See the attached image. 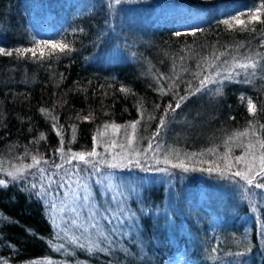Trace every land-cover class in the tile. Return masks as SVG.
<instances>
[{
  "label": "trees",
  "instance_id": "16d2710c",
  "mask_svg": "<svg viewBox=\"0 0 264 264\" xmlns=\"http://www.w3.org/2000/svg\"><path fill=\"white\" fill-rule=\"evenodd\" d=\"M110 2L0 0V47L36 52L0 55V162L9 155L28 165L35 155L47 161L42 168L48 175L79 169L78 159L68 164L61 158V138L65 156L87 154L106 129H130L138 121L137 136L211 166L201 175L175 169L160 183L147 178L162 166L100 167L114 173L115 190L93 188L92 209L118 219L102 220L104 233L95 245L104 251L92 253L59 232L48 199L33 194L40 189L37 168L17 180L0 172L8 184L0 186V264H264V189L232 176L244 148L239 155L226 149L238 133L264 139V9L259 20L250 11L261 0H124L114 9ZM164 7L184 17L178 23L151 20ZM240 13L243 24L223 23ZM44 24L52 31L45 33ZM33 40L64 41L72 50ZM248 57L259 64L245 77L235 65ZM229 70L233 81L225 79ZM209 75L223 83H208L192 95ZM181 96L187 99L176 108ZM248 98L255 114L248 112ZM215 168L222 174L214 175ZM213 176L242 187L241 195L212 188L206 182ZM61 243L65 247L55 250Z\"/></svg>",
  "mask_w": 264,
  "mask_h": 264
},
{
  "label": "rangeland",
  "instance_id": "374dc122",
  "mask_svg": "<svg viewBox=\"0 0 264 264\" xmlns=\"http://www.w3.org/2000/svg\"><path fill=\"white\" fill-rule=\"evenodd\" d=\"M50 17L54 18L55 16L51 14ZM182 17H184V14L180 11H177L176 9H166L164 7L154 12L152 14L151 20H153L155 23H161L165 20H174L176 23H178ZM51 25L52 24L43 25L44 30L47 31L45 33L52 31L53 26L51 27ZM200 114L196 115L194 118H201L202 115ZM144 135L145 134H143V136H137L136 134L133 135V129L131 126L130 129L118 127L106 129L102 132L95 145V151L98 153V155L96 157H86V159L91 161H100V163L96 166L98 169L100 167H109V164L117 165L115 168H121L125 165H137L139 167H146L147 170L150 169L149 167L162 166L161 168H166L165 170H168L169 172L160 170L156 172L155 175H150L149 178H147L148 182L154 180L157 181V183L164 182L165 180L167 182V176L171 178L176 170H179L184 176L188 175L187 171L184 173L181 168L172 167L173 164L183 163L184 167L190 171L189 174L196 173L200 175L201 171H206L209 169L208 167L211 166L208 161H205L204 163L197 158H193L192 154H181L174 151L173 149L168 152V147H165L162 141L159 140L158 142L154 143L153 138H146ZM256 142L257 140L255 138H251L250 135L236 136L226 142V149L227 151L233 150L236 155H239L240 152L237 150L238 148L243 147L244 153L242 155H244L247 150V145L250 143L256 144ZM149 144H151V148H149ZM256 151L257 153L260 151L258 145ZM247 158L250 159V157ZM166 159L167 163H165ZM105 161L107 163H105ZM136 161H139V163ZM32 163L33 161L30 160L29 164ZM44 164L45 163L42 161L40 167H43ZM74 164H78L82 168L85 166V164L79 160H77ZM21 165H25L23 160L18 158L15 159L9 155H5V159L0 162V169H2L0 172L6 173L7 171H15V169L20 168ZM226 165L228 164L226 163ZM240 168H244L243 163L238 164V169ZM211 171L214 173V175L222 174L221 171H217V168L212 169ZM36 173V179L39 184L41 185V183H43L45 186H47L49 177L59 182L60 178L64 176L65 172L59 173L58 175H48L45 172L43 176L40 174V172ZM141 180L144 181L145 179L143 178ZM209 180L210 181L206 182L208 185L212 186V188L223 190L225 194L226 191H235L236 195L239 196L243 191L242 187L240 189V186L234 184L233 181L230 180L221 181L216 176L210 177ZM70 181L72 182V188L70 189L65 188L60 190L57 188L56 184L52 185V188L55 191H60L62 193L61 195H56L54 191L47 197H44V199H48V203L49 201L54 200L57 205L56 208L51 209L48 206L49 217L59 232L68 233L76 238L80 243H83L87 246L98 244L99 238L102 237V234L104 233L102 228V220L106 222L109 221L113 214L99 215L96 213L93 215V211L96 212V210L92 209V189L96 187L101 194H104L105 191L115 190L116 177L111 171L99 169L97 172L93 168H90L84 173V170L80 172L77 169L75 174L71 176ZM139 182H141L140 179ZM84 185L87 187L84 188ZM77 188H79L81 196V199L78 201L74 199L73 195ZM85 195L88 196V200L86 202L83 200V196ZM205 195L206 194L203 191L200 192L198 197L203 199ZM66 205L67 207H65ZM72 207L76 208V212L71 211ZM74 220L76 221L75 226L72 223ZM76 225H79V228H77ZM93 225L95 226L93 227Z\"/></svg>",
  "mask_w": 264,
  "mask_h": 264
},
{
  "label": "snow or ice",
  "instance_id": "6c2138e0",
  "mask_svg": "<svg viewBox=\"0 0 264 264\" xmlns=\"http://www.w3.org/2000/svg\"><path fill=\"white\" fill-rule=\"evenodd\" d=\"M123 2H124V0H111L108 7L110 9H114V7L116 5H120ZM261 9H264V0H261L259 7H257L255 4H253L252 8L250 9V11L252 12V19L259 20V15H257V13H259ZM241 15H244V13H240V15H233L231 17V19L223 20V23L229 27L232 26V21H236L240 24H243L244 21L240 19ZM178 35H179V33H178ZM33 44L35 46H43L45 48L58 49L61 52H63L65 49H67L68 51L72 50L70 48V46L64 41L49 42V41L33 40ZM29 52H31L33 57H35V55H36L35 47L16 48L14 50H6L5 48L0 47V55L12 56L15 53L17 58H20L21 56H23ZM41 55H43V53ZM258 64H259L258 61H254L252 57H248V58H246V60L244 62H239L238 64H236L235 67H239L240 69H243L245 71V77H247V75H248L247 70L249 68L253 69V74H254V71L257 68ZM196 75H197V77L200 76L199 73H197ZM219 75H220V73L217 72L216 76H219ZM236 75H239V73H236ZM225 79L229 80V81L234 80V76H233V73L231 72V70H229L228 75L225 76ZM208 83H221L222 84L223 81L222 80L217 81L215 79V77H212L211 75L206 76L200 80L201 87L196 88L191 94L195 95L197 92L202 91L203 87L206 86ZM121 91H125V89L122 88ZM216 91L218 94H222L221 89L218 88ZM186 99H187V97L181 96L180 99L177 101L175 107L179 108L181 106V102L186 100ZM240 99H241V101H244L246 98L241 96ZM168 107L173 112L175 111V109L172 108L171 105H169ZM247 107H248L249 113L255 114L256 105L253 103L252 99H250V98L247 99ZM41 111L44 112L45 109H41ZM164 115L166 117L168 115V113L165 112ZM136 123H138V121ZM136 123L131 124V128L133 129V135L135 134ZM164 126H165V120L162 118L160 120V127L162 128ZM53 127L56 128L55 123L53 124ZM114 127H117V126H114ZM262 127H264V126H262ZM247 134H248L247 132H242V133H238L235 135L246 136ZM57 135H60L59 131H57ZM155 135H159V131H157V133ZM40 139L42 140V139H44V137L41 136ZM60 143H61V148L58 149L57 151H59L62 154L61 158L65 160V163L71 164L72 160L78 159L79 161L83 162L84 164L91 166L97 172L99 171V169L96 167V165L99 164L100 161H91V160L86 159V156L96 157L98 155V153L94 149L92 151L88 152L87 154L81 152V153H71L70 156H65L64 155V149H63V144H64L63 138H61ZM257 145H258V148L260 149L259 153H257V151H256ZM149 148H151V144H149ZM247 157H250V159ZM31 159L33 161L32 164L21 165V167L16 168L15 171H7L6 175L12 177L13 180H17V179L23 178L25 170L31 169V168H37V170L43 176L44 173L46 172V169L40 167L43 158L34 155L31 157ZM136 162L139 163V161H136ZM235 162H236V165L243 163L244 168H240V169L236 170L235 172H233L232 173L233 177H239L240 180L243 181L244 184H246L248 186V188L255 187L257 189H264V139L257 140L256 144L250 143L249 145H247V150H246L245 154L237 156L235 158ZM44 163H47V161H44ZM105 163H107V162L105 161ZM165 163H167V159L165 160ZM236 165H227V167L231 168V167H235ZM55 166L59 170L60 168L63 167V164L55 165ZM108 166L112 167V168L117 167V165H115V164H109ZM172 167H178V168H181L183 171H188V169L186 167H184L183 163L173 164ZM0 170H2V169H0ZM76 170L77 169H75V168L66 170L64 173V176L60 178L59 182H57L56 180H53L49 177L47 186H45L43 183H41L40 189L35 191L33 194L38 195L41 198L47 197L49 194H51L55 191L52 188L53 184H56L57 188L60 190H63L65 188H69V189L72 188V182L70 181V178L73 174H75ZM78 170L80 172L83 171V169H78ZM161 171H166V170H161ZM58 174L59 173H57V175ZM77 184H78V182H77ZM0 186L7 187L8 184L5 182V180L0 179ZM83 187L86 188L87 186L84 185ZM32 188L37 189V186L35 184H33ZM245 191H247V189H245ZM55 194L61 195L62 193L60 191H55ZM73 195H74L75 200L78 201L81 199L79 188H77V190L73 193ZM83 200L86 202L88 200V196L87 195L83 196ZM48 206L50 209L57 207L54 200L49 201ZM65 207H67V205ZM71 211L76 212V208L72 207ZM108 211H110V210L105 209V212H108ZM95 214H96V212L93 211V215H95ZM112 218L118 219L115 215H113ZM72 223L75 226L76 221L74 220V221H72ZM123 223H124L123 220H118V225H122ZM94 226L95 225H93V227ZM105 239H107V237H105ZM51 243H53V242H50V244ZM64 247H65L64 244L61 243L58 247L55 248V250H61ZM80 247L88 253H92V252L97 251V250L98 251H104V249L99 248L98 245H92V246H89L87 248H84V246L80 245ZM243 254L244 253H237V255H243ZM33 264H36V262L33 261ZM41 264H44V262H41ZM47 264H52V262L50 260H48Z\"/></svg>",
  "mask_w": 264,
  "mask_h": 264
}]
</instances>
